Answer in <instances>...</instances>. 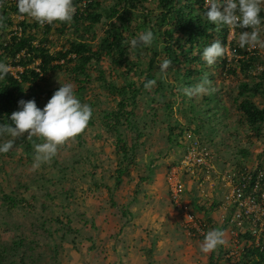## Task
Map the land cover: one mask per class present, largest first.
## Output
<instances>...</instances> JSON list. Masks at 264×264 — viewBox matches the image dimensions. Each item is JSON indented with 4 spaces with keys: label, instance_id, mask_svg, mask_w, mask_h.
Here are the masks:
<instances>
[{
    "label": "trees",
    "instance_id": "obj_1",
    "mask_svg": "<svg viewBox=\"0 0 264 264\" xmlns=\"http://www.w3.org/2000/svg\"><path fill=\"white\" fill-rule=\"evenodd\" d=\"M73 4L77 11L71 23L56 22L41 26L35 20L19 21L16 29L13 28L15 20L9 14L16 10V6H7L0 11L3 18L0 46L5 49L0 53V61L23 67L18 77L10 71L0 81V124L11 123V114L20 110V100H35L37 106L43 109L49 101L47 99L60 88H50L52 75L59 72H66L68 82L76 84L75 95L78 93V99L89 104L94 112V101L84 102L82 94L89 83L99 80L109 94H117V105L112 109H101L100 115L93 114L88 126L100 124L99 128H106L113 136L116 158L115 172L112 175L114 184L97 181L98 173L92 168L99 166L98 153L84 149L85 141H80L85 140L86 131L72 140L78 142L85 157L73 159L76 165H71V170L70 165L65 166L57 154L35 172L31 171L34 161L33 143L42 141L36 138L33 141L27 140V133L15 139L9 152L0 153V175L5 176V181L0 182V219L6 224L0 225V228L13 232V237L9 240L0 238V264H42L41 253H37L39 242L36 239L40 233H44L47 242H55L52 251L56 255L61 246L58 243L60 238L86 237L72 225L74 210L71 207V204L76 206L79 196L76 180L83 177H88L97 189L104 188L112 206L122 212L124 219L119 232L132 221L135 213L131 211L130 205L135 204L141 189L137 186L135 195L125 204L118 202L116 191L124 176L130 172L131 166H137L138 150L142 145L140 138L150 131L146 121L148 116L140 118L136 113L140 94L149 96L146 103L157 96L160 101L163 97L167 98L164 106L168 120L170 117L175 118L173 110L170 113L169 109L178 102L177 110L184 114L187 121L191 120V125L196 123L191 128L188 124L185 127L180 119H175L173 123L169 121L166 124V136L170 144L177 137L178 144L184 146V132L202 139L199 134L203 131L214 140L213 137L217 135L212 129L224 127L230 138L245 129L246 132L240 137H246L248 144L240 147L241 159L232 165L239 170H243L249 163L248 159L252 156L250 149L256 142L254 135L264 137V52L259 48H240L237 43L239 34L251 31L250 28L236 27L234 37L229 40L231 29L228 26H216L207 21L205 0H73ZM260 17L264 21V8ZM149 29L155 37L150 47L132 49L129 43H125ZM20 30L22 35L17 34ZM8 33H11L10 38H6ZM53 36H56L58 42ZM261 36H264V32ZM215 40H219L225 48L227 45L236 48L239 57H230L226 52L214 65H207L202 59L203 50ZM57 44L60 45L59 49L56 48ZM23 50L27 54L18 57L17 54ZM105 59H109L112 65L109 73L104 69ZM164 59L172 61L171 81L168 78L156 80L154 76L156 63ZM143 64L146 75L141 85H138L132 76L142 69ZM260 65L262 69L255 73ZM241 74L245 79L239 78ZM205 75L211 81L210 87L214 89L213 85H216L218 90L211 95L192 98L186 96L183 90L199 84ZM219 75L240 79L234 87L237 89V95L234 96L237 112L234 115L222 97V94L231 95L230 88L233 86L226 84L225 80L216 82ZM148 80H156V85L150 90L144 87ZM222 87L225 91L221 90ZM257 98L262 99L263 105ZM123 124L132 131L131 139L122 132ZM248 131L251 133L247 134ZM9 140L13 138L0 137V144ZM188 145L187 141L185 150ZM17 147L23 152L33 151V157L25 159L22 156L19 161H15ZM229 148L231 149L230 146ZM221 156L224 168L230 166L231 162L223 160ZM262 156L263 154L258 156L259 168L264 167ZM87 162L92 168H87ZM155 162L156 157L151 158L149 166L152 168ZM195 207L199 211H208L205 206ZM20 214L31 222L29 232L27 222H23V219H11ZM211 220L210 218L209 221ZM92 225L94 226V222ZM204 236L201 239L204 240ZM86 238L92 240L91 237ZM228 253L226 251L224 259H221V256L216 255L215 249L212 250L210 264H264V244L258 246L253 243L246 246L239 257H228Z\"/></svg>",
    "mask_w": 264,
    "mask_h": 264
},
{
    "label": "rangeland",
    "instance_id": "obj_2",
    "mask_svg": "<svg viewBox=\"0 0 264 264\" xmlns=\"http://www.w3.org/2000/svg\"><path fill=\"white\" fill-rule=\"evenodd\" d=\"M232 37L230 33L229 38ZM52 38L58 42L56 36ZM56 48L59 49L60 45L57 44ZM260 51L264 52L261 49ZM160 63L162 62L156 63L157 68L154 70L156 80L168 78L171 81L173 79L171 68L168 69L166 74H162L159 71ZM144 67L145 64L142 65L141 70L136 71L132 76V79L138 85H141L145 79ZM19 69L22 70V68ZM104 69L107 71L106 73L111 72L112 65L109 59H105ZM258 70L256 69L255 73ZM91 71L96 73L94 70ZM239 78L245 79L242 74ZM222 80L233 86V88H230L232 94L226 96L222 94V97L230 107L231 114L234 115L237 112L234 105V96L237 95V89L234 87L240 79L224 78L219 75L216 82L221 83ZM68 81L66 72H59L52 75L50 88L61 87V83H70ZM213 87L218 90L216 85H213ZM221 90L225 91L223 87ZM78 95L77 93L76 96ZM82 95L84 102L87 100L94 101L93 114L95 116L100 115L101 109H112L117 105L115 98L117 94H109L108 90L100 85L99 80H93L89 83L88 88ZM148 98L149 96L143 94L138 96L136 113L140 118L148 116L146 121L149 124L150 131L147 132L146 136L140 138L142 145L138 150L137 166H131L130 172L124 176L121 186L116 191L118 202L125 204L135 195L137 186L141 189L135 204L130 205L131 211L135 213L132 221L123 228L122 232H119L124 216L118 208L112 206L108 192L102 187L97 189L88 177L76 180L75 185L79 196L76 200V206L71 204L74 210L72 212L74 217L72 225L85 234L86 237H91L92 240L79 236L76 239L74 236L65 239L60 238L58 243L61 246L56 255L52 251L55 242H47L44 233H40L36 236V239L39 242L37 253H41L42 264H210L211 251L205 254L200 250V246L203 242L201 236L213 229L224 231L226 240L225 244L215 249L216 255L224 259L225 252L231 250H234L237 257L241 255L243 251L242 243L238 245L233 243L230 239L229 230L222 226V218L226 214L222 202L223 189L216 182H211L203 176L191 175L189 172L184 173L183 168L181 169L180 164L185 152L187 143L185 135L187 133L183 131L184 146L178 144L177 137H175L172 144L167 140L166 124L169 121L173 123L175 119H180L185 127L188 124L191 128H194L196 123L191 125V120L187 121L184 114L177 110L178 102L173 105L171 110L169 109L170 113L173 110L175 118L170 117L168 120L167 110L164 106L165 100L168 99L163 97L160 101L157 96L154 100L146 103ZM257 99L261 104L262 99ZM98 125L100 124L95 123L93 126H87L85 140L81 139L80 141H85L83 144L84 149L87 148L91 153L93 151L98 153L99 166L92 168L91 164L87 162L89 166L87 168L97 171V181L99 183L106 182L113 185L112 175L115 172L116 164L114 139L106 128H99ZM121 130L129 139L133 137V133L127 125H121ZM212 131L217 135V137H213L214 140L210 138L209 134L208 136L204 134L203 131L198 134L202 135L203 139L217 151L219 156L222 155L223 160L231 162L230 166H232L238 159H241L239 155L240 147L248 144L246 137H240L246 130L243 129L240 134H234L231 138L224 127L215 128ZM249 133L251 132L248 131L247 134ZM247 134L245 133V135ZM253 139L256 142L251 146L252 156L248 159V164L254 166L259 163L258 156L260 154H263L264 159V137L258 138L257 135H254ZM222 141L225 143H222ZM228 146L231 149H228ZM60 148L58 158L64 161L65 166L70 165L69 170H71V165H76L73 159H84L85 157V154L81 153V147H78L77 141H70ZM22 156L25 159H31L33 151L30 153L23 152L21 148L17 147L15 161H19ZM155 157V165L151 168L149 166L150 159ZM218 167H220V164H218ZM144 178H147V180H143ZM1 181H5V176L2 174L0 175ZM177 181L184 184L181 203L187 205L188 210L194 213L196 220L199 221L197 225L189 222L184 209L174 201V184ZM195 205L205 206L208 211H199ZM37 216L40 215L37 213ZM210 218L211 221H209ZM11 219H23V222H27V231H30L31 222L29 223L22 214ZM92 222H94V226ZM0 225L5 226L6 224L2 223L0 219ZM194 229L196 230L194 231ZM31 235L34 234L31 233ZM12 237L13 232L5 230L4 227L0 228L1 239L9 240Z\"/></svg>",
    "mask_w": 264,
    "mask_h": 264
},
{
    "label": "clouds",
    "instance_id": "obj_3",
    "mask_svg": "<svg viewBox=\"0 0 264 264\" xmlns=\"http://www.w3.org/2000/svg\"><path fill=\"white\" fill-rule=\"evenodd\" d=\"M12 5L16 6V10L9 13L15 20L14 29L19 21L33 22L35 20L41 26L56 22L71 23L77 11L73 0H0V11ZM205 7L208 9L205 13L207 21L216 26H228L233 37L236 27L251 29V31H242L239 34L237 43L240 48L264 50V38L261 36V33L264 32V21L260 17L262 8H264V0H205ZM2 22L3 18L0 12V26H2ZM217 30H219L218 27ZM17 34L22 35V31ZM10 36L11 33H8L6 38H10ZM154 39V33L149 29L125 43H129L132 49H137L145 46L150 47ZM5 45L6 42H4ZM4 51V47L0 46V53L2 54ZM226 52L230 57L239 55L236 48H231L229 45L225 48L219 40H215L204 48L202 59L207 65L212 66L218 58L224 57ZM25 54H27L26 50H23L17 56L21 57ZM171 65V60L164 59L159 64V71L166 74ZM10 67L23 70L22 66L0 61V81H3L10 71L12 72ZM257 69L261 70L262 65ZM22 70L18 69V76ZM61 85L43 109L37 106L35 100L19 101L20 110L11 114V123L0 124V137L10 136L13 138V140L0 144V153L9 152L14 146L13 141L27 133V140L33 141V138H36L42 141L33 143L34 161L30 170L35 171L42 164L51 161L58 154L61 146L66 145L85 131L93 115L91 106L78 99L72 83H61ZM155 85L156 80H148L144 87L146 90H150ZM210 85L211 81L205 75L199 84L185 88L183 91L189 98L211 95L215 89ZM186 133V140L190 143L196 136ZM202 140L204 139L202 138ZM224 237L225 233L220 229L208 231L201 243L200 250L205 254L209 253L226 243Z\"/></svg>",
    "mask_w": 264,
    "mask_h": 264
},
{
    "label": "built area",
    "instance_id": "obj_4",
    "mask_svg": "<svg viewBox=\"0 0 264 264\" xmlns=\"http://www.w3.org/2000/svg\"><path fill=\"white\" fill-rule=\"evenodd\" d=\"M10 69L18 77L19 68ZM180 165L184 173L203 176L223 189L222 202L226 214L222 218V226L229 230L233 243H242L243 250L253 243L258 246L264 244V167L248 164L243 170L236 166L224 168L216 150L199 137L192 138ZM183 191L184 184L177 181L174 184V201L184 209L189 222L197 225L194 213L181 203ZM233 255L236 256L234 250L227 254L228 257Z\"/></svg>",
    "mask_w": 264,
    "mask_h": 264
}]
</instances>
